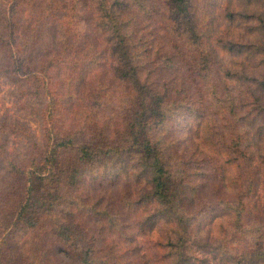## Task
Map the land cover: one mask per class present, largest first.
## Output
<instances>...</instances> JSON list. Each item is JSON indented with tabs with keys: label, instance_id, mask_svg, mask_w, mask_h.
Here are the masks:
<instances>
[{
	"label": "rangeland",
	"instance_id": "obj_1",
	"mask_svg": "<svg viewBox=\"0 0 264 264\" xmlns=\"http://www.w3.org/2000/svg\"><path fill=\"white\" fill-rule=\"evenodd\" d=\"M171 4L0 0V264H264V0ZM137 57L138 86L124 76ZM158 91L199 115L161 136L184 238L179 219L155 215L139 152L92 173L74 148L126 144L121 123ZM29 194L43 200L34 228L16 221Z\"/></svg>",
	"mask_w": 264,
	"mask_h": 264
},
{
	"label": "trees",
	"instance_id": "obj_2",
	"mask_svg": "<svg viewBox=\"0 0 264 264\" xmlns=\"http://www.w3.org/2000/svg\"><path fill=\"white\" fill-rule=\"evenodd\" d=\"M173 9L180 12H188L190 0H171ZM120 37L128 38L126 45H131L128 35H119ZM123 41V40H122ZM130 49L129 47H127ZM144 53L148 52V49L145 48ZM134 56V55H131ZM147 56V55H146ZM136 64L130 66L128 70L124 72V76L130 77V79H135L136 85L138 86L142 79L138 78L139 71V62L141 57H137ZM134 82V80H133ZM169 93L167 91H158L153 93L149 100L146 95L145 100L140 104H135L133 106V112L128 118L127 124L121 123L120 128L122 127L121 134L124 135L128 141L126 144H119L113 141L112 137H108L107 142L103 145L98 143L93 145L92 142H85V145H80L74 147L78 151L80 156V162L84 163L86 167L92 168V173L100 167L99 163H102L105 169H108V165L114 156H122L123 151L126 150L129 154V162L132 161L133 154L138 152L142 156V162H138L134 166L143 167L144 172L150 174V181L152 183L153 192L151 195H148V200H154L157 205H160V211L157 212L156 216H165L169 215L168 212L173 216L179 219L180 226L179 236L184 238L188 233L187 219L185 220L183 216L180 215V200H181V181H180V172L174 171L171 168L169 159L166 155L165 149L163 148V142L161 136L163 135L167 123L170 120L175 119L178 114L187 115L188 111L191 110L193 114H196V111L193 109V103H178L177 100L169 98ZM171 97V96H170ZM180 102H183L185 99H179ZM198 115V114H196ZM199 116V115H198ZM206 121L205 125L209 123V120L201 119L199 125H202ZM117 139V137H116ZM234 145L238 148V152H241L242 159L247 164V174L248 177L252 175L255 176L253 172V161L254 158L250 153V148L246 147V150H241L242 144L240 141L233 140ZM233 144V143H232ZM68 145L67 140L62 142V149L66 148ZM72 141L71 145L72 146ZM119 145V146H118ZM165 145V144H164ZM104 157V158H103ZM126 160H123L122 163H129ZM130 164V163H129ZM88 165V166H87ZM126 166V165H125ZM70 169L68 172L70 173ZM106 171V170H105ZM75 177V175H74ZM183 180V178H181ZM253 190V187H251ZM241 191V190H239ZM30 198L23 204L19 206V214L16 217V221H20L22 225L29 228H34L37 226V219H32V215H38L39 204L42 199L36 197V195H28ZM244 191L239 196L240 203L246 204L250 203L252 198L248 201L244 199ZM264 202V200L260 199ZM260 203V202H258ZM257 205V204H255ZM254 205V206H255ZM262 205V202L260 203ZM262 212L264 208L260 206ZM176 223V222H175ZM67 231V230H65ZM61 237L66 235L62 234ZM83 260V255H82ZM88 258L84 259V263H88ZM177 264L179 261L176 259ZM181 264V263H180Z\"/></svg>",
	"mask_w": 264,
	"mask_h": 264
}]
</instances>
